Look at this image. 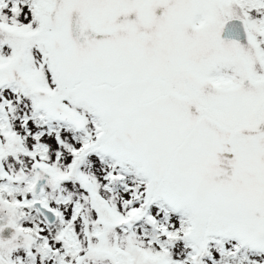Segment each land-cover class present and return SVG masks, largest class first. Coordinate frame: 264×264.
Segmentation results:
<instances>
[{"label": "snow or ice", "instance_id": "snow-or-ice-1", "mask_svg": "<svg viewBox=\"0 0 264 264\" xmlns=\"http://www.w3.org/2000/svg\"><path fill=\"white\" fill-rule=\"evenodd\" d=\"M0 264H264V0H0Z\"/></svg>", "mask_w": 264, "mask_h": 264}]
</instances>
